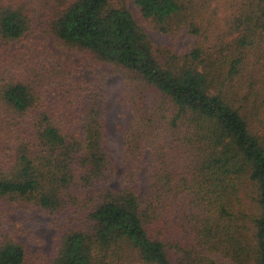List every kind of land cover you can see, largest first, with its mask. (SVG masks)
I'll list each match as a JSON object with an SVG mask.
<instances>
[{"label": "trees", "instance_id": "16d2710c", "mask_svg": "<svg viewBox=\"0 0 264 264\" xmlns=\"http://www.w3.org/2000/svg\"><path fill=\"white\" fill-rule=\"evenodd\" d=\"M213 1L133 0L160 32L195 37L176 54L127 0H0V200L86 221L57 235L46 264H220L204 252L264 264V0H231L224 28ZM50 2L63 7L47 23L61 44L126 78L125 159L150 149L148 196L108 186L102 83L4 58L33 30L30 7ZM10 233L0 229V264H26Z\"/></svg>", "mask_w": 264, "mask_h": 264}, {"label": "rangeland", "instance_id": "374dc122", "mask_svg": "<svg viewBox=\"0 0 264 264\" xmlns=\"http://www.w3.org/2000/svg\"><path fill=\"white\" fill-rule=\"evenodd\" d=\"M72 1L69 0L68 4ZM230 2L214 0L211 3L212 22L221 24L222 28L231 11ZM127 6L136 23L154 45L168 48L176 54L190 51L195 37L186 29L176 34H164L142 17L133 0H127ZM60 9L63 7H58L54 2L47 6L32 5L29 15L33 30L8 46L4 50V58L8 56L19 64L41 65L47 70L57 69V72H67L71 77L96 85L102 83L105 88L103 145L114 168V176L108 186L113 189L129 187L140 196H148L151 192L150 172L153 161L150 149H146L140 161L135 164L125 159L124 135L133 119V108L127 100V80L114 66L95 59L88 51L68 49L57 40L48 30L47 23ZM6 203L0 200V229L11 232L23 244L26 264L48 263L54 256L57 235L69 229L82 228L86 224L72 207L51 213L32 206L10 205V208H5L3 205ZM204 254L217 263L231 264L219 253Z\"/></svg>", "mask_w": 264, "mask_h": 264}]
</instances>
